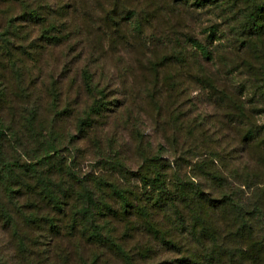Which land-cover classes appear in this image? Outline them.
<instances>
[{
    "label": "rangeland",
    "instance_id": "374dc122",
    "mask_svg": "<svg viewBox=\"0 0 264 264\" xmlns=\"http://www.w3.org/2000/svg\"><path fill=\"white\" fill-rule=\"evenodd\" d=\"M100 1L80 5L87 24L97 35V29L106 25V15L114 13L132 37L129 41L121 35L108 46L107 37L100 34L103 50L95 51L91 61L72 52L62 72L56 70L58 56L45 55L42 60L48 62L51 77L47 71L41 73L37 57L23 56L20 92L19 78L5 73L10 80L0 107V209L11 220L4 229L5 217H0V264H33L12 259L8 246L15 225L20 241L36 242L41 233L32 227L33 218L26 221L19 212V205L31 201L16 200L24 183L47 185L63 201L64 191L69 192L70 204L90 201L119 207L120 201L130 198L131 185L149 172L139 169L142 159L157 154L171 173L194 179L191 165L198 158L211 160L210 154L219 150L227 171L219 170L215 162L214 169L226 175L231 197L241 204L235 203L234 214L245 217L248 234L264 240V0ZM177 43L179 107L173 112L167 90L174 74L153 70L148 60L160 50L158 45L172 49ZM86 63L96 86L94 95L81 87L78 78ZM159 77L162 82L156 90L151 86ZM96 100L104 104L100 114L89 112ZM175 116L190 124H184L182 135L187 127L194 130L196 148L174 154L167 146L172 121H178ZM52 149L58 153L52 156ZM47 154L50 157L45 158ZM7 161L14 165L2 167ZM200 163L202 168L213 167ZM118 168L126 173L121 175ZM46 175H51V185L42 178ZM206 177L203 174L205 185ZM86 187L91 188L90 195ZM139 190L144 191L142 183ZM103 215L96 214L100 224ZM65 216L68 221L69 215ZM261 253L263 257L264 247ZM177 256L164 259L173 261ZM61 264L69 263L65 259Z\"/></svg>",
    "mask_w": 264,
    "mask_h": 264
},
{
    "label": "trees",
    "instance_id": "16d2710c",
    "mask_svg": "<svg viewBox=\"0 0 264 264\" xmlns=\"http://www.w3.org/2000/svg\"><path fill=\"white\" fill-rule=\"evenodd\" d=\"M87 1L0 0V107L6 100L5 94L9 93L6 86L10 79L5 77V73L19 78L17 90L20 92L23 56L37 57L41 73L47 71L51 77L48 62L42 60L45 55H57L56 70L58 72L60 68L62 72L67 69L65 59L72 52L87 55L86 60L91 61L95 51L103 50L102 44L98 43L101 35L107 37L108 46L115 44L121 35L125 42L132 38L111 12L105 17L106 25L97 29L99 34L96 35L79 10L80 5ZM97 1L99 4L102 2ZM179 44L172 49L158 45L160 50L153 51L148 60L153 70L163 68L174 74L170 76L167 90L168 105L173 112L179 107L176 99L181 69ZM88 66L86 63L80 69L78 78L81 87L94 95L97 90ZM52 70L55 71L54 66ZM153 81L151 87L157 90L162 80L159 77L158 81ZM64 89L68 90V87ZM57 91L50 93L52 99H55ZM103 106L102 100H96L89 112L100 114ZM176 119L178 121H172L173 130L167 146L173 148L174 154L183 153L185 148L186 151L196 148L192 127H187L182 135L184 124H190L179 121V116H175ZM52 152V156L58 153L57 149H52ZM48 157L50 154L45 156ZM210 157L211 160L198 158L199 161L191 165L189 174L194 179L171 173L158 154L144 157L139 169L149 172L131 185L130 198L120 201L119 207L90 201L80 206L70 204L69 192L64 191L66 200L63 201L57 197L59 193L50 192L47 185L39 187L24 183V189H18L16 200L30 197L31 201L19 205V212L26 221L33 218L32 227H39L41 233L36 242L20 241L15 225L8 245L12 259H27L33 264H61L65 259L69 264H264L261 253L264 240L248 234L245 217L239 212L234 214L235 203L239 207L241 204L231 197L224 183L226 175L214 169L217 163L219 170L226 172L224 159L219 156V150L217 155L210 154ZM200 162L211 163L213 167L207 165V168H202ZM13 165L7 161L2 167ZM118 170L121 175L125 172L123 168ZM203 174L207 176L206 185ZM42 178L51 185V175ZM141 183L143 192L138 191ZM85 189V192L91 191L90 187ZM11 198L10 203L15 200L14 196ZM98 212L104 214L101 224L96 218ZM65 213L69 215L68 221ZM80 216L83 219H78ZM0 217H5L3 228L6 229L11 216L1 208ZM41 237L45 242L39 243ZM170 254L178 256L173 261L164 259Z\"/></svg>",
    "mask_w": 264,
    "mask_h": 264
}]
</instances>
